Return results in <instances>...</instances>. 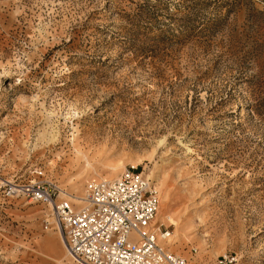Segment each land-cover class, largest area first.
I'll return each mask as SVG.
<instances>
[{
    "label": "rangeland",
    "instance_id": "1",
    "mask_svg": "<svg viewBox=\"0 0 264 264\" xmlns=\"http://www.w3.org/2000/svg\"><path fill=\"white\" fill-rule=\"evenodd\" d=\"M128 167L187 264H264V0H0V264H78L3 183Z\"/></svg>",
    "mask_w": 264,
    "mask_h": 264
},
{
    "label": "built area",
    "instance_id": "2",
    "mask_svg": "<svg viewBox=\"0 0 264 264\" xmlns=\"http://www.w3.org/2000/svg\"><path fill=\"white\" fill-rule=\"evenodd\" d=\"M3 188L6 197L22 196L49 209L44 228L62 232L66 250L78 264H187L166 247L173 224H161L158 231L151 225L158 196L135 167L112 181L89 184L80 207L59 198L61 189L49 180L6 182Z\"/></svg>",
    "mask_w": 264,
    "mask_h": 264
},
{
    "label": "bare ground",
    "instance_id": "3",
    "mask_svg": "<svg viewBox=\"0 0 264 264\" xmlns=\"http://www.w3.org/2000/svg\"><path fill=\"white\" fill-rule=\"evenodd\" d=\"M78 198L81 199V203H83L84 195H83L82 197H78ZM159 214H160V213H159ZM164 219H165L166 221L168 220L170 223L173 222L171 216H166ZM172 224H173V223H172ZM154 227L157 229L158 226H154ZM170 237H171V234H170V236L168 237L166 244H168V241H169ZM177 254H178V253H177Z\"/></svg>",
    "mask_w": 264,
    "mask_h": 264
}]
</instances>
